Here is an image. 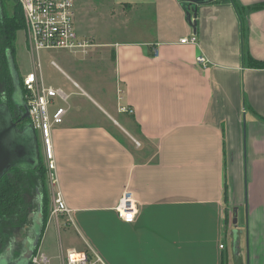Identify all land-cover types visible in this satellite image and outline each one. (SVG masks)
Returning a JSON list of instances; mask_svg holds the SVG:
<instances>
[{
	"label": "crops",
	"instance_id": "crops-1",
	"mask_svg": "<svg viewBox=\"0 0 264 264\" xmlns=\"http://www.w3.org/2000/svg\"><path fill=\"white\" fill-rule=\"evenodd\" d=\"M198 1L195 34L183 0H112L129 34L103 45L114 50L131 130L61 66L59 84L44 79L70 96L55 100L67 112L51 136L56 190L71 213L48 220L38 246L47 264H64L69 248L93 249L99 264H237L225 228L240 208L249 252L246 262L239 243V264H264V68L248 62L264 60V0ZM192 35L195 44L181 43ZM127 193L138 204L132 223L117 211Z\"/></svg>",
	"mask_w": 264,
	"mask_h": 264
},
{
	"label": "rangeland",
	"instance_id": "rangeland-1",
	"mask_svg": "<svg viewBox=\"0 0 264 264\" xmlns=\"http://www.w3.org/2000/svg\"><path fill=\"white\" fill-rule=\"evenodd\" d=\"M9 3V0H8ZM13 5V3L11 2ZM76 21L78 26V32L81 35H89L92 36L96 42L100 45L93 48V50L83 56L74 57L69 55L66 51L63 50H41L40 53V63L42 65V75L43 79L46 80L47 83L51 84H59L60 78H62V74L60 71L51 64V59L55 60L62 68V70L69 76V78H73L76 80L82 88V92L89 93L90 97H92L98 104L105 107L108 111V105H106L103 101V98H106L108 102L114 105L117 113L121 112L122 104H119L120 101L122 103V99H120L122 95L121 86H119L117 82V76L115 75V62L113 58V49L109 45L112 40H118L123 36L128 35L129 33L126 24L123 23L120 26L119 8L115 7L112 4V0H82L79 3L77 0L76 3ZM10 9V8H9ZM12 11V9H10ZM125 17L133 18V14L131 11H126L123 14ZM123 16V17H124ZM125 24V25H124ZM123 28V30L120 29ZM91 31V32H89ZM123 33H122V32ZM17 40H16V48H15V65L17 66L18 72L20 75L22 74L27 75L28 72L33 71L35 68V58L37 55L33 56V51L27 37H25L24 30H20L17 32ZM63 55V56H61ZM69 55V56H67ZM65 58V60H61ZM66 63L67 65L63 64ZM9 81L14 83L11 77V70L8 66V59L4 62L2 58L0 59V101L5 102L7 99L8 103H11V99L13 96V91L10 92L9 88ZM70 83V82H69ZM4 93V94H3ZM8 94L5 97L6 94ZM89 97V96H88ZM89 97V98H90ZM88 101V100H87ZM87 104V103H86ZM119 104V105H118ZM88 105V104H87ZM89 106V105H88ZM92 107V105L90 104ZM120 107V108H119ZM120 109V110H119ZM76 112L72 113V117L74 119H78L81 121H89L95 120L92 115L80 116L75 114ZM112 113V112H111ZM113 116L119 121V123L127 130H131V127L135 125L134 120L131 119L130 114L122 111L123 117L120 115H115L112 113ZM131 119L132 124L130 121L126 119ZM110 128H112L116 133L123 135L118 128L116 123H112L108 120L103 119ZM117 125V126H116ZM37 136V147L40 152V157L38 160L37 167H33L31 162L28 163L27 159H32L34 157L33 152L27 153L25 155V159L22 160L21 165H26L28 170H24L25 178L27 179V185L24 188L25 198L28 204L29 211L25 215L24 219L18 223H12L8 220L0 221V255L4 253L6 246L14 240L15 245L14 249L17 251L16 254L19 255L21 252L22 245L28 236L31 234L30 229L32 230V238L36 239L34 236V222L33 219L29 217L30 214L34 211L39 209L38 204L40 203L39 196L43 199V194L47 196V223L48 220L52 217V205L54 203V199L57 195L56 193V186L49 178L47 169H46V162H45V150H44V141L41 134L36 131L35 133ZM128 144L132 147H136L138 149L143 150L144 148V141L142 145H139L130 137L126 138ZM146 145L150 147L149 153L154 154L156 150V146L154 144H149L146 142ZM36 150V154L38 153ZM16 151L13 155H15ZM150 155H144L141 158L149 159ZM27 158V159H26ZM30 168V169H29ZM239 211L240 218L236 219L235 215H233L232 211L229 212V220L226 224V235L227 239L231 242L233 238V229L232 225L237 220L236 225L239 228L235 229V233H238V243H240L241 255L248 260V248L249 244L247 243V233H246V212L245 209ZM235 218V219H234ZM54 221V220H53ZM234 222V223H233ZM239 222V223H238ZM47 226V224H46ZM28 231L27 233L25 232ZM46 230V228H45ZM44 230V231H45ZM24 232V233H23ZM25 234V235H24ZM24 235V236H23ZM230 244V243H229ZM231 246V244H230ZM37 252V251H36ZM228 264V263H227Z\"/></svg>",
	"mask_w": 264,
	"mask_h": 264
},
{
	"label": "built area",
	"instance_id": "built-area-1",
	"mask_svg": "<svg viewBox=\"0 0 264 264\" xmlns=\"http://www.w3.org/2000/svg\"><path fill=\"white\" fill-rule=\"evenodd\" d=\"M24 14V34L29 41L33 56L35 58V68L33 71L23 76L26 103L30 112V122L36 131L43 137L45 150V164L49 178L56 186L57 164L55 153L52 147V131L58 125L63 124L67 109L57 106L54 109L56 98L64 102L69 99V94L62 87L49 86L45 83L42 75V65L40 63L41 50H64L83 56L93 50L99 43L89 35H81L78 32L76 21V0H18ZM195 35L184 37L181 43L195 44ZM198 61L207 66L209 61L204 56H198ZM51 64L56 67L60 65L51 60ZM121 111L133 113L129 106H121ZM139 145V143L136 141ZM56 197L52 205V216L58 217L60 214L69 215L71 209L66 206L61 192L56 190ZM118 215L127 223L136 220L138 212L137 202L125 194L117 206ZM225 244H221L224 248ZM49 257L38 250L31 258V264H47ZM104 263L102 258L93 249L69 248L66 252L64 264H99Z\"/></svg>",
	"mask_w": 264,
	"mask_h": 264
},
{
	"label": "trees",
	"instance_id": "trees-1",
	"mask_svg": "<svg viewBox=\"0 0 264 264\" xmlns=\"http://www.w3.org/2000/svg\"><path fill=\"white\" fill-rule=\"evenodd\" d=\"M9 8L12 9V11H10ZM24 27L23 8H21L18 0H9V3L8 0H0V59L2 58L4 62L8 59V66L9 54L13 55L15 58L17 32L23 30ZM248 62L253 68H264V60L254 58L251 55H248ZM14 87V83L9 81L10 92L14 90ZM22 87L23 94H25L23 82ZM25 177L24 170L19 168L11 170L2 177L0 182V221L4 219L18 224L28 213L29 208L24 194V188L27 185V179ZM47 203V196L45 193L42 199L44 225L41 233V240L47 224Z\"/></svg>",
	"mask_w": 264,
	"mask_h": 264
},
{
	"label": "water",
	"instance_id": "water-1",
	"mask_svg": "<svg viewBox=\"0 0 264 264\" xmlns=\"http://www.w3.org/2000/svg\"><path fill=\"white\" fill-rule=\"evenodd\" d=\"M183 3H185V5H187V17L189 19V22H191L193 24V29L195 31L196 34V24H197V19H196V13H197V8H198V3H200L198 0H183ZM192 11L193 13V17H195V19L192 17ZM9 66H10V70L12 71V75L15 77V80L18 81V83H16L15 86V90L13 92L14 94V99H18L19 97V101L21 104H23V106L25 108H27V112L24 115V118L30 119V112H29V108L26 104V102H24V96L20 91L19 86V80L18 78V73H17V69L15 66V60L13 55L9 54ZM21 99V100H20ZM15 100V101H16ZM15 124L13 125L11 123V121H9L6 118L3 117V113L1 112L0 109V182L1 179L4 175H6V173H9L11 170L19 168L22 170H28V167L26 165H21L22 160L25 159V155L27 153L30 154V152H33L34 157L32 159H27L26 161L28 163L31 162L33 167L30 168H35L37 167L38 164V160L40 157V152L38 150L37 147V136H34V133L31 134L30 132H25L21 135H19L18 133H16V129H15ZM36 150H38V153L36 154ZM16 151L15 155L14 152ZM29 168V169H30ZM42 211H40L39 213V219L36 220V239L35 242L33 243L34 245H38L39 241L41 240V233H42V229H43V225H44V221H43V215H42ZM234 238L232 239V244H233V252H234V258L236 259V263L239 264L238 261V255H239V243H238V239L235 237V235L233 236ZM28 244L31 245V242H27ZM34 254V251L32 253V256ZM27 259L25 261H21L19 262V264H29V262H26Z\"/></svg>",
	"mask_w": 264,
	"mask_h": 264
},
{
	"label": "flooded vegetation",
	"instance_id": "flooded-vegetation-1",
	"mask_svg": "<svg viewBox=\"0 0 264 264\" xmlns=\"http://www.w3.org/2000/svg\"><path fill=\"white\" fill-rule=\"evenodd\" d=\"M14 60H15V58H14ZM16 69H17V66H16ZM17 73H18L17 79L19 80V86L18 87L20 88V91L23 94V90H22L23 89V87H22L23 75L22 74L20 75V73L18 72V69H17ZM11 77H12V80L14 81V85L16 86V83H18V81L15 80V77L12 75V71H11ZM14 90H15V87H14ZM14 90H13V92H14ZM6 96L8 98V94H6L5 97ZM23 96H24V102H26L25 101V99H26L25 94H23ZM14 98L15 97L13 94L12 99H11V103H8L7 99L5 100V102L0 101V109H1V112L3 113V117L4 118L7 117V119L9 121H11V123L13 125L14 124L16 125L15 126V129L17 131L16 133H18L19 135H21L25 132H28V133L30 132L31 134L34 133V136H35L36 130L34 129L32 122H30V120L27 118L23 119L24 115L27 112V110H26L27 108H25L23 106V104L20 103L19 97L17 100ZM39 199H40V203L38 204L39 209L37 211L32 212L29 216L31 218V220L33 219V222H34V230H33V232H35L34 236L36 235V220L39 219L40 211H43L42 197L39 196ZM25 232L27 233L28 231L25 230ZM29 233L32 235L31 229H30ZM31 235L28 236L26 238V240L24 241V244L22 245V248L20 250L21 252L19 253V255L16 254L17 251L14 249L15 242H14V240H12L6 246L4 253L2 255H0V264H19V262L25 261L26 259H27L26 262L27 263L29 262V264H30L33 251L34 252L38 251V247L32 243L34 237L32 238ZM35 238H36V236H35ZM28 241L31 242V245L27 243ZM34 242H35V240H34Z\"/></svg>",
	"mask_w": 264,
	"mask_h": 264
}]
</instances>
